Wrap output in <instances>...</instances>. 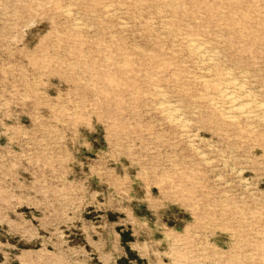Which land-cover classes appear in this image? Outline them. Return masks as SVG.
<instances>
[{
	"label": "rangeland",
	"instance_id": "1",
	"mask_svg": "<svg viewBox=\"0 0 264 264\" xmlns=\"http://www.w3.org/2000/svg\"><path fill=\"white\" fill-rule=\"evenodd\" d=\"M0 264H264V0H0Z\"/></svg>",
	"mask_w": 264,
	"mask_h": 264
},
{
	"label": "bare ground",
	"instance_id": "2",
	"mask_svg": "<svg viewBox=\"0 0 264 264\" xmlns=\"http://www.w3.org/2000/svg\"><path fill=\"white\" fill-rule=\"evenodd\" d=\"M68 13H69V12H68ZM232 97H233V96H232ZM233 102H234V105H235V102H236V101H233ZM236 103H237V102H236ZM244 106H245V105H244ZM233 107H235V106H233ZM239 107H240V106H239ZM242 107H243V105H242ZM242 107H240L239 109H242ZM233 109H234V108H233ZM236 109H237V108H236ZM236 109H235V110H236ZM243 109H244V108H243ZM243 109H242V110H243ZM242 112H243V111H242ZM245 114H246V113H245ZM243 115H244V114H243ZM246 115H247V114H246Z\"/></svg>",
	"mask_w": 264,
	"mask_h": 264
}]
</instances>
